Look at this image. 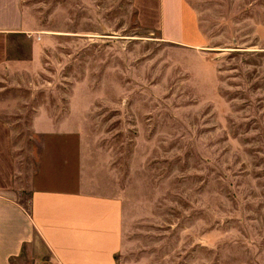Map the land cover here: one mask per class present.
I'll use <instances>...</instances> for the list:
<instances>
[{"label":"rangeland","instance_id":"rangeland-1","mask_svg":"<svg viewBox=\"0 0 264 264\" xmlns=\"http://www.w3.org/2000/svg\"><path fill=\"white\" fill-rule=\"evenodd\" d=\"M155 2L25 0L41 48L0 43L19 61L0 82L29 84L20 99L62 132L47 149L75 151L79 133L126 176L120 264H264V0H194L206 49L161 38ZM15 264L50 263L36 240Z\"/></svg>","mask_w":264,"mask_h":264},{"label":"crops","instance_id":"crops-1","mask_svg":"<svg viewBox=\"0 0 264 264\" xmlns=\"http://www.w3.org/2000/svg\"><path fill=\"white\" fill-rule=\"evenodd\" d=\"M154 9L164 40L199 49L210 44L201 25L210 21L194 0H156ZM39 29L25 0H0V43L22 41L27 55L35 54L43 39ZM253 33L264 42V20ZM18 63L4 45L0 78L14 75ZM28 86L16 79L0 82V157L8 166L7 183H0V264H15L36 240L50 264H120L130 229L126 176L121 181L108 150L85 147L79 133L75 151L47 149L46 139L62 132L41 127L48 115L40 106L30 113L29 102L17 94ZM19 191L28 193V205Z\"/></svg>","mask_w":264,"mask_h":264}]
</instances>
